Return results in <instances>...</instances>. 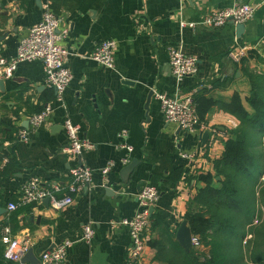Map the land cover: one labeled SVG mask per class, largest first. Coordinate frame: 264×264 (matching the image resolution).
Wrapping results in <instances>:
<instances>
[{"label":"crops","instance_id":"crops-1","mask_svg":"<svg viewBox=\"0 0 264 264\" xmlns=\"http://www.w3.org/2000/svg\"><path fill=\"white\" fill-rule=\"evenodd\" d=\"M234 2L258 0H0V56L15 54L19 40L47 8L59 18V31H67L62 45L72 75L61 99L46 85L38 60L20 63L13 76L3 80L0 264H30L7 258L13 240L27 243L39 260L45 250L70 240L61 264H128L131 240L121 221L135 213L136 194L144 185L156 187L159 198L142 264H168L164 251L170 248V238L186 252L192 249L180 244L178 228L186 221L191 231L186 219L190 202L207 184L219 185L215 163L238 125L237 111L253 113L247 72L264 75V2L241 34L229 22L219 27L199 23ZM103 40L116 44L112 68L89 58ZM178 44L198 59L197 73L181 81L173 77L168 57V46ZM241 46L250 50L233 58ZM156 93L192 95L199 119L210 131L206 142L203 133H186L167 122ZM47 104L52 112L44 125L29 142L19 141L17 132ZM65 118L79 125L80 136L93 149L80 156L67 152ZM182 152H195L196 162L190 164ZM133 160L137 164L125 181L121 171ZM110 163L113 167L103 174L100 169ZM78 165L90 167L93 176L90 185L73 195L71 205L56 209L42 200L28 204V211H17L22 206L8 209L33 178L46 189L58 186L56 198L65 197L70 170ZM86 225L93 229L89 242L83 239ZM248 238L246 234L242 240Z\"/></svg>","mask_w":264,"mask_h":264},{"label":"built area","instance_id":"built-area-1","mask_svg":"<svg viewBox=\"0 0 264 264\" xmlns=\"http://www.w3.org/2000/svg\"><path fill=\"white\" fill-rule=\"evenodd\" d=\"M263 2L264 0H258L257 4L234 2L230 7L208 13L199 23L215 27L225 25L230 19L235 24L246 23L254 16L256 7ZM181 24L182 26H194L196 23L189 22L186 24L182 22ZM66 32V30L59 31V18L47 8H44L40 21L31 26L27 35L19 40L15 54L9 57L0 56V80L11 78L20 63L38 60L43 65L46 85L55 89L58 99H61L72 78L71 72L65 63L68 51L62 45V39ZM115 47V41L103 40L96 45L89 58L105 68H112L115 62ZM249 50L250 47L241 46L238 48L237 53H232V57L235 59L240 58ZM168 57L171 73L177 81L197 73V57L187 54L179 44L168 46ZM155 96L160 102L164 119L177 125L180 131L203 133L208 129L199 119L192 95L156 93ZM51 112L52 106L47 104L40 112L32 115L29 118V126L17 132V139L24 143L29 142L32 134L38 127L44 125ZM63 129L67 137L66 150L68 153L80 156L84 151L94 148L92 143L80 136L79 125L73 123L70 118L64 119ZM125 135L126 132L123 131L121 137H125ZM180 155L192 165L196 162L195 152H182ZM112 167L113 164L110 163L100 170L103 174H107ZM92 176L93 170L88 166L78 165L72 168L69 173L70 181L66 184L68 195L61 199L56 198L55 195L60 190L58 186L54 187L53 190L46 189L41 186L39 179H30L21 187L19 201L9 203L8 209L15 210L18 206L38 203L44 198H48L51 205L56 209L71 205L74 201L73 195L78 194L84 187L90 185ZM158 198L159 192L156 187L152 185L142 186L136 194L135 213L132 217L121 221V224L127 226L131 240L128 264H142L143 262L147 235L152 224L150 208L155 205ZM92 237L93 229L90 225H86L83 239L89 242ZM190 244L194 249L201 247L199 237L194 234H191ZM70 245L71 241L66 240L54 248L45 250L40 256L39 264H61ZM27 250V243H21L17 240L10 241L7 258L18 261Z\"/></svg>","mask_w":264,"mask_h":264},{"label":"trees","instance_id":"trees-1","mask_svg":"<svg viewBox=\"0 0 264 264\" xmlns=\"http://www.w3.org/2000/svg\"><path fill=\"white\" fill-rule=\"evenodd\" d=\"M247 74L252 84L249 104L253 113L237 111L238 125L215 163L219 185L207 184L200 189L186 214L192 234L204 240L208 251L200 257L170 238V248L164 251L168 264H230L231 258L236 260L231 264H264V75ZM30 207L27 204L17 211ZM246 234L245 253L226 252L224 242Z\"/></svg>","mask_w":264,"mask_h":264},{"label":"water","instance_id":"water-1","mask_svg":"<svg viewBox=\"0 0 264 264\" xmlns=\"http://www.w3.org/2000/svg\"><path fill=\"white\" fill-rule=\"evenodd\" d=\"M229 23L234 24L236 27V31L238 34H241L244 30V23H238L235 24L232 19L229 20ZM3 80H0V89L2 90L3 88ZM153 93L150 91L148 98L152 95ZM28 124V123H27ZM210 135L209 130H205L202 134V141L203 143L206 142L208 136ZM137 164V161L133 160L129 164H127L125 167H123L121 171V177L123 180L127 181L130 174L133 172L135 166ZM48 198H44L43 202L48 203ZM1 210V208H0ZM153 212V207L150 208V214L152 215ZM177 239L180 241V244L185 247L186 249H190L191 244H190V239H191V231L189 227L186 225V221H182L180 227L178 228L177 231ZM20 261L22 263L24 262H29L30 264H39L40 260L35 257L33 253V249L30 247L28 250L21 256Z\"/></svg>","mask_w":264,"mask_h":264},{"label":"rangeland","instance_id":"rangeland-1","mask_svg":"<svg viewBox=\"0 0 264 264\" xmlns=\"http://www.w3.org/2000/svg\"><path fill=\"white\" fill-rule=\"evenodd\" d=\"M226 235L227 234H225L224 236L227 237ZM242 238L243 237L241 235H236V236H232V238H230L229 241L227 240L226 242H224L223 246H224L226 252L230 253L231 251H234L233 253H237L238 251H240V252L243 251V253H245L244 250H245V241L246 240L243 241ZM200 242H201V247H199V249H194V248H192V249L194 250V252L197 255H200V257H201V256H204L205 253L208 251V250H205V247H206V249L208 247L205 246V242L203 239H201ZM242 256H243V254H242ZM233 260H234V258H231L229 260L230 264L232 263ZM247 260L248 259H247V252H246L245 261H247ZM234 263H236V260H234ZM238 263L243 264L242 262H238Z\"/></svg>","mask_w":264,"mask_h":264}]
</instances>
